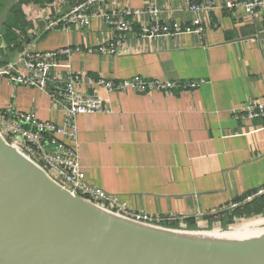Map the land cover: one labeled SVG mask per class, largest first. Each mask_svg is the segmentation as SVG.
I'll return each mask as SVG.
<instances>
[{
  "label": "crops",
  "instance_id": "obj_1",
  "mask_svg": "<svg viewBox=\"0 0 264 264\" xmlns=\"http://www.w3.org/2000/svg\"><path fill=\"white\" fill-rule=\"evenodd\" d=\"M18 1L0 0V14L9 7L6 22ZM214 1L215 7L204 13L189 11L183 0H111L102 7L107 12L154 4L160 23L189 25L199 19L203 31L142 35L141 25L150 17L141 12L128 17L131 30L123 52L82 51L58 59V71L79 73L76 89L99 94L110 109L76 116V145L86 180L131 209L209 221L210 211L224 210L234 198L264 187V117L235 118L247 102H264V39L247 38L264 29V16L252 20L239 15L241 8H224L237 0ZM76 4H21L30 25L25 32L13 27L15 39L0 37V63L14 59L22 46L33 51L87 49L110 41L114 31L101 17L86 29H46L50 18ZM99 76L201 83L167 92L106 91L95 82ZM9 106L33 111L41 120L62 121L61 108L47 92L0 76V109Z\"/></svg>",
  "mask_w": 264,
  "mask_h": 264
},
{
  "label": "water",
  "instance_id": "obj_2",
  "mask_svg": "<svg viewBox=\"0 0 264 264\" xmlns=\"http://www.w3.org/2000/svg\"><path fill=\"white\" fill-rule=\"evenodd\" d=\"M238 219L228 230L134 219L72 193L0 133V264H264V226L239 239L195 235L236 231Z\"/></svg>",
  "mask_w": 264,
  "mask_h": 264
},
{
  "label": "built area",
  "instance_id": "obj_3",
  "mask_svg": "<svg viewBox=\"0 0 264 264\" xmlns=\"http://www.w3.org/2000/svg\"><path fill=\"white\" fill-rule=\"evenodd\" d=\"M111 0H83L68 11L50 18L46 29L54 27L86 29L91 20L101 17L113 32L110 41L81 49L80 46L62 47L55 50L33 51L28 48L21 50L14 59L0 63V76H6L15 84L34 86L49 94L55 105L63 112L60 123L53 120H41L33 111H20L11 106L0 109V133L22 153L40 164L50 176L68 188L72 193L103 205L109 209L128 215L134 219L159 223L176 224L186 221L185 217L173 214H151L145 211L131 209L117 195L107 193L103 189L90 184L81 168L77 150L76 116L85 113L109 112L106 100L97 93H83L76 89L80 81L79 73L60 72L57 69L58 59L68 58L74 52L99 54H119L123 52L125 34L131 30L130 16L141 12L150 17L149 23L141 25L142 35L153 36L161 33L176 34L182 32L201 33L203 26L199 19H194L189 25L178 22L162 24L158 18L159 9L154 4H147L142 10L128 7L107 12L102 8ZM186 8L193 12L207 13L215 7L214 0H183ZM225 9L241 8L246 17L256 20L264 16V0H237L224 4ZM96 84L106 91L148 92L153 90L171 91L175 88L193 89L201 81H163L159 79L133 78L112 80L99 76ZM264 117V102L253 100L247 102L236 111L237 119H255ZM264 192V187L249 195L244 201H249L255 195ZM232 203L226 209L236 207ZM210 211L215 216L218 211Z\"/></svg>",
  "mask_w": 264,
  "mask_h": 264
},
{
  "label": "trees",
  "instance_id": "obj_4",
  "mask_svg": "<svg viewBox=\"0 0 264 264\" xmlns=\"http://www.w3.org/2000/svg\"><path fill=\"white\" fill-rule=\"evenodd\" d=\"M53 2V0H19L15 3L10 10V16L7 22L4 25L2 30V38L7 40L15 39V34L13 32V27L25 32L26 28L30 25L28 21H26L20 5L21 4H39L41 6L47 5ZM3 3H0L2 5ZM258 28L252 31L254 34ZM258 190V189H257ZM257 190L249 191L248 193L236 197L233 199L234 203H238V205L232 209H226L223 211L221 219L223 224L231 223L233 221L234 216L242 217L246 219H250L253 216L262 215L264 216V192L258 195H255L249 201H244L245 198L249 195H252L257 192ZM228 207V205H227ZM226 215V216H225ZM213 216V215H212ZM186 221L190 227L194 226V221L191 218H187Z\"/></svg>",
  "mask_w": 264,
  "mask_h": 264
},
{
  "label": "rangeland",
  "instance_id": "obj_5",
  "mask_svg": "<svg viewBox=\"0 0 264 264\" xmlns=\"http://www.w3.org/2000/svg\"><path fill=\"white\" fill-rule=\"evenodd\" d=\"M241 14H243V10H240L239 11V15H241ZM5 79L6 78H4V80ZM223 211L224 210H222L221 212L218 211V214H216L215 216H213L212 217L213 218L212 220H209V221L206 220L207 221L206 225L208 226V228H218V229H221V230H228L229 229V226H228L229 223H227V224H223L222 223L221 217L224 216V215H222ZM234 217H236V216H234ZM236 218L238 219V217H236ZM178 224H179V222L176 223V224L173 223L172 225L177 226ZM234 224H235L234 225V227H235L234 229L238 228L237 230H240V229L244 230L245 228L250 229V230L251 229H257L259 227H263L264 226V216L262 218H256L254 220L247 221L246 223H241V221L239 220V221L235 222ZM237 224H239V225H237Z\"/></svg>",
  "mask_w": 264,
  "mask_h": 264
},
{
  "label": "bare ground",
  "instance_id": "obj_6",
  "mask_svg": "<svg viewBox=\"0 0 264 264\" xmlns=\"http://www.w3.org/2000/svg\"><path fill=\"white\" fill-rule=\"evenodd\" d=\"M195 235L204 236V237H213V238L239 239V238L254 236L255 233L245 228L243 232H241L240 230H236V231H228V232L220 233L219 231L214 230L206 233L203 232L195 233Z\"/></svg>",
  "mask_w": 264,
  "mask_h": 264
}]
</instances>
